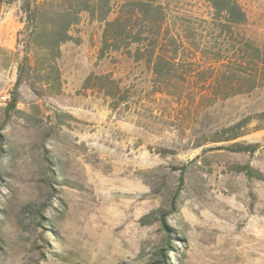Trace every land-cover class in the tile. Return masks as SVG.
Segmentation results:
<instances>
[{
    "label": "rangeland",
    "instance_id": "obj_1",
    "mask_svg": "<svg viewBox=\"0 0 264 264\" xmlns=\"http://www.w3.org/2000/svg\"><path fill=\"white\" fill-rule=\"evenodd\" d=\"M144 1L215 43L206 0ZM238 2L247 21L230 45L264 50V0ZM23 26L19 1L1 6L0 264H264V86L210 105L182 99L195 89L155 93L132 39L102 54L104 24L82 14L60 92L15 91Z\"/></svg>",
    "mask_w": 264,
    "mask_h": 264
},
{
    "label": "trees",
    "instance_id": "obj_2",
    "mask_svg": "<svg viewBox=\"0 0 264 264\" xmlns=\"http://www.w3.org/2000/svg\"><path fill=\"white\" fill-rule=\"evenodd\" d=\"M16 0H0V8ZM23 14V29L17 33L15 46V91L29 84L36 94L57 95L61 90L58 61L61 46L72 41L71 29L82 14L103 23L101 52L119 50L131 38L136 47L128 51L134 60H144L150 68L154 92L172 95V91L199 90L200 94L184 100L212 104L264 86V50L241 36V43L231 44L239 36L237 28L247 21L238 0H206L211 8V31L215 43L203 46L201 39L185 27L186 33L169 29L162 3L136 0H17ZM185 32V31H184ZM149 42L146 44L145 41ZM229 44V45H228ZM127 48L128 44L125 45ZM97 81L107 76L94 77ZM13 93L12 103L16 102ZM239 129L240 126L232 127ZM233 134L225 141L235 140ZM257 144H233L235 152L253 153ZM161 255H163L161 253ZM158 264V261L154 262ZM161 264V263H159Z\"/></svg>",
    "mask_w": 264,
    "mask_h": 264
},
{
    "label": "built area",
    "instance_id": "obj_3",
    "mask_svg": "<svg viewBox=\"0 0 264 264\" xmlns=\"http://www.w3.org/2000/svg\"><path fill=\"white\" fill-rule=\"evenodd\" d=\"M8 100H9V96L2 95V96L0 97V101H1L2 103H6Z\"/></svg>",
    "mask_w": 264,
    "mask_h": 264
}]
</instances>
